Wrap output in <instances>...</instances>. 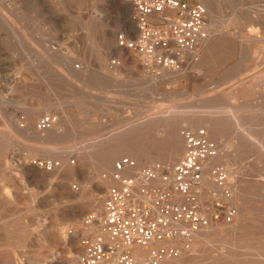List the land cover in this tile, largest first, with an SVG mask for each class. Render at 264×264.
I'll return each instance as SVG.
<instances>
[{
	"label": "rangeland",
	"instance_id": "rangeland-1",
	"mask_svg": "<svg viewBox=\"0 0 264 264\" xmlns=\"http://www.w3.org/2000/svg\"><path fill=\"white\" fill-rule=\"evenodd\" d=\"M128 2L132 4V0ZM248 6H244L245 9L250 8ZM254 7L259 15L264 14V1L256 3L253 9ZM0 12L6 14L8 22L18 30L12 32L6 27H0V128L8 125L14 132L7 152H3L0 157L2 164H0L2 168L0 169V202H2L0 203V264H20L21 261V264H71V261L82 252L79 235L83 230V220L87 214L95 211L87 209L79 219H70L69 212L79 202L65 198L58 189L57 182H49L46 174L47 171L50 172L51 167L41 166L46 162H50L51 165L53 160L60 162V158L51 152L52 147L73 148L79 154L89 151L93 156L94 148L101 141L114 140L130 128L148 122L154 123L155 127L151 139H158L159 126L153 119L159 113H155V107L164 105L163 107L166 108L179 106L185 109L192 105L200 107L205 103H215L220 96L228 93L226 91L245 83L244 79L247 82L264 73V23H260L257 30V38L260 36L258 40L261 41L249 43L251 47L249 56L241 52V43L235 38L237 32L245 37L247 33H242L231 26L221 29L220 32L223 34L218 32L217 37L215 35L219 39H230L229 49L222 48L217 53L218 56L209 55L204 47V44L211 39L209 27L212 18L208 12L207 41L198 46L197 54L192 52L186 54L188 56H185L184 64L179 71H175L176 74L170 78L159 79L161 70L148 66L138 54L129 52L139 56L143 61V68L135 67L130 61H123L115 51L102 47L98 37H91L88 27L91 21L96 25H107L109 30L114 31L112 38L114 48H118L116 42L118 34L124 33L129 36L118 27L121 18L120 0H0ZM133 12L132 5V18ZM232 12L231 8H222L220 14L228 18ZM259 44H263V49ZM66 56L74 59L75 67L79 70L76 79L64 77L67 74ZM252 73H255L253 77ZM253 90L255 91L250 97L252 100H231L235 105L244 106L240 114L245 116V121L241 126L243 129L240 130L248 136L245 141L248 151L246 161L253 163L255 167L253 170L248 164L251 171L248 172L250 176L248 175L247 178L252 179L244 182L246 186L251 185L250 197L237 195L232 190L233 203L226 200L220 192L212 191L204 197L207 203L201 202V207L207 214L216 212L217 201L236 209L237 216L234 222L226 223L222 214V218L213 225L218 226L221 233H225L236 223L242 225L243 230L240 233L244 238L220 234H213L209 238L211 243L223 247L234 256L232 264L264 262V252L253 249L264 240V98L261 93L263 91L258 87ZM41 100L46 102L49 100L53 105L54 109L50 114L58 120L57 122L62 120L65 110L70 117L67 127H62L63 133L58 143L46 142L44 146L40 145L27 129L26 109ZM142 107L150 112L139 114L138 109ZM44 115L48 117V113ZM41 120L42 116L36 119L35 129L39 127ZM185 128L190 129L187 126L183 127ZM234 132L235 130H231L221 136L219 142L228 145L233 143ZM41 134L46 135L45 132ZM183 154L184 150L175 158L173 164L178 162ZM27 155L29 157H26ZM257 155L262 156L260 160L256 159ZM123 157L129 156L123 154L115 160L114 165ZM36 161L40 169L30 170L34 169L33 163ZM71 161H76L78 165L77 177L73 182L74 190L80 182L90 184L88 186L93 188L98 176L106 175L105 171L98 172L96 163L92 159L85 162L86 165L74 155ZM156 163L160 162L156 160ZM219 164L232 178L235 177L227 166L223 163ZM151 165L153 163L149 162L144 166ZM244 171L246 168H243L242 172ZM113 185L115 184L109 187ZM230 186L231 183L228 184V187ZM93 193L99 196L104 194L98 189ZM107 193L105 191V196ZM17 196L20 197L15 200ZM4 197L5 199H2ZM16 227L19 228L18 231ZM20 233L24 234V237ZM175 242L182 244L181 241ZM207 248L205 246L203 250ZM65 257L68 259L64 262L62 259Z\"/></svg>",
	"mask_w": 264,
	"mask_h": 264
},
{
	"label": "bare ground",
	"instance_id": "bare-ground-1",
	"mask_svg": "<svg viewBox=\"0 0 264 264\" xmlns=\"http://www.w3.org/2000/svg\"><path fill=\"white\" fill-rule=\"evenodd\" d=\"M261 1H264V0H208L207 1V8H208L209 14L211 15L212 23H211L210 27L208 26L210 29V33H211V39L209 41L206 40L207 41L206 43L204 42L205 43L204 47H205V50L207 51V53L209 55L210 54L214 55V54H217L222 48H223V50H224V48L229 49V42L228 41L230 39L223 40V39L216 38L217 37L216 34L218 32H220L221 29L226 28V27L229 28L231 26V27H236L242 33L243 32L247 33V37H245V36H241L237 32V35L235 36V38L237 40H239L241 43V52L246 54L245 56H247V55L249 56L251 54V47L249 46V43L255 42L258 40V38L260 37L259 36L257 38L258 26L260 25V23H262V24L264 23V14L259 15L258 11H256L257 6H255L256 8L254 7V9H253V6L258 2L261 3ZM246 5H249L248 7H250V8L245 9L244 6H246ZM222 8H231V9H233V12L229 15L228 18H226V16L224 18V16H222L220 14ZM120 10H121V18L118 22V27L120 29L124 30L130 37L131 36L133 37L134 35H136L137 29H136L135 22L133 21V18L131 16L132 4L129 3L128 0H126V1L120 0ZM7 17L8 16L6 14H3L0 12V27H2V28L6 27L7 29H9L12 32L18 31L14 25H11L8 22ZM237 21L239 22V24H237ZM88 27H89L90 34L92 35L91 37L92 38H94V36L98 37L102 47H105V49L107 48V49H111L112 51H115V53H117L118 56L120 57V59H122L123 61H125V62L130 61L133 63V65L135 67L143 68V61L139 58V56H135L133 54H130L128 51L126 52L125 50L113 47L112 38L114 36V31L109 30L107 28V25H103V24L96 25V24H94L93 21H91L89 23ZM221 34H223V33H221ZM215 35H216V37H215ZM27 37H29V36H27ZM6 39H7V37H6ZM28 40H29V38H28ZM256 44H258V43H256ZM35 45H36V43H35ZM260 46H262V49H263V44ZM236 47H238V46H236ZM234 49L235 48H233V50ZM200 51H198V52H200ZM193 53L197 54V51H195ZM224 54H225V52H224ZM228 54H229V52H228ZM219 55H221V53ZM255 55L256 54H254V56ZM186 56H188V55H186ZM217 56H218V54H217ZM199 59H200V57H199ZM245 59H246V57H245ZM248 60H249V58H248ZM242 61H243V59H242ZM65 63H66L67 74L65 72L64 74H66V76H64V77L68 78V79H71V78L76 79L78 77V71L79 70H77V67H75L74 59L66 56L65 57ZM221 63H222V60H221ZM114 64H116V63H114ZM257 64H255V65H257ZM51 66H53V65H51ZM45 67H48V66H45ZM112 67H113V65H112ZM255 68H256V66H255ZM257 69H258V66H257ZM83 70H84V68H83ZM160 70H161V73L159 72L160 73L159 77H158L159 79L170 78L174 74H176L175 71L164 70V69H160ZM254 70L255 69L253 68V71ZM258 72H260V71H258ZM253 74H255V73H252V77H253ZM44 75L45 74H43V76ZM251 78H249V79H251ZM244 82L245 83L241 84L240 86H238V87L236 86L235 89H232L230 91H226L228 93L220 96V98L215 103H213V102H211V104L205 103L200 107L192 105V106L186 107L185 109L183 107H179V106H176V107L173 106V108L163 107L164 105L162 107L161 106L155 107L156 108L155 113H157V114L159 113V115H155L156 116L154 118L155 120L153 119V121H156L158 123V126H159L157 128L160 132L158 139H151V136H152L151 134L155 131L154 130L155 127L153 125L154 123L148 122V123H143L141 125L130 128L129 131H126L124 134H122L121 136H119L118 138H116L114 140L101 141V143L99 145H96V147L94 148L93 156L90 154L89 151H85L83 154H79L73 148L62 149V148L52 147L51 152L60 158V162L57 164L56 160L51 161L50 172L47 171V174H46L48 179H49V182L50 183L57 182V187L60 190L61 194L65 198H67L69 201L79 202V203H77L75 208H73L69 212L70 219H72V220L79 219L81 217V215L84 213V211L87 209L95 211V213H97L99 217L104 215L105 202H106V198H107V194L105 196V191L107 193L108 192L107 189L109 188V186L111 184L116 183L112 179V173L114 172V162L118 157L122 156L123 154H126L127 156L135 159L137 161V163L139 164V167H141V168L145 167L144 165H147L149 162L155 164L156 160H158L164 166L165 169H171L173 162L175 161V158L179 157L181 155L182 151L185 149V141L181 135V128L183 130V127H186V126L190 127V129H192V130H197L198 128L203 126V127H205V129L208 130L211 139H213L218 144L219 153H220V155L217 159L210 161L209 168L216 165V164L223 163L225 166L228 167L229 172H232L235 176V177L233 176L234 178H232V176H230L228 174V177H229L228 182H229V184L231 183V186H230V187H232L231 189L235 193H237V195H241L244 197L245 196L250 197L251 193H250L249 188L251 185L246 186V185H244V182L248 181V179H252L250 177L247 178V176L249 175L248 172L251 171L248 164L250 165L251 168H253V170L255 169V167H254L253 163L246 161L247 160L246 154L248 151L246 150L247 143L245 141L248 139V136H247V134L243 133V130H240L242 128L241 126L243 125V123L245 121V116L240 114V113H242L241 111L243 110L244 106L235 105V104L231 103V100L243 99L244 101H249L251 99L250 97L252 95V92L255 91L253 89L256 87H258L260 89V91H263L261 93H262V96L264 98V73L258 75L254 79H251L250 81H247V82L244 79ZM49 87H50V85H49ZM80 90H81V88H80ZM236 103H238V102H236ZM26 105H28V104H26ZM59 107H62V106L59 105ZM53 109H54V107H53V105H51L49 103V100H48V102L41 100L36 105H34V104L30 105L26 109L25 120L28 122V128L27 129L29 130L33 139L35 141H37L40 145H43L46 142H55V143L60 142L59 138L61 137V134L63 133L62 127L63 126L67 127V125L69 124L70 117L66 113V110L63 112V116L61 117L62 120L60 119L61 121L57 122L58 120L56 118H54L53 115L50 114L53 111ZM143 112H150V111L144 110L143 107L138 109L139 114H141ZM45 113L46 114L48 113V117L53 119L51 127L48 129H42V128L37 127V129H35L34 123H35L36 119L41 117V116H42V118H46V115H44ZM38 122H39V120H38ZM10 124H11V122H10ZM12 125H14V124H12ZM244 126H246V125H244ZM256 128H258V127H256ZM231 130H235V132H234L235 140L233 141V143H231L229 145L227 143H224V144L220 143L219 142L220 137L227 134ZM12 132H13L12 129L8 125H4V128H0V157L2 156V153L5 152L6 150H8V148H9L10 139H13V133L14 132L13 133ZM43 132H45L46 135H42L41 133H43ZM258 138H260V137H258ZM258 143H259V141H258ZM250 154H248V155H250ZM74 155H77L78 158L81 161H83L84 163L87 161H90L91 159H92V161L94 160L96 163V167H97L98 172L99 171H105L106 175L98 176L96 183H95V186L93 188L88 186L90 184L87 185L84 182H80L79 185L75 186V190L73 189V182L77 177L76 174H77V169H78V165L76 164V161H71V158ZM26 157H29V155H27ZM261 157H262L261 155H257L256 159L260 160ZM22 164H24V162H22ZM85 164L87 165V163H85ZM257 167H259V165ZM24 168H25V165H24ZM33 168L34 169H30V170L33 171L35 169H40V167L37 165V161L35 163H33ZM243 168H246V171L242 172ZM0 169H2V168H0ZM25 172H26V170H25ZM13 174H15V173H13ZM13 177H15V176H13ZM255 179H257V178H255ZM253 180H251V181H253ZM155 184L161 185V183L159 181H156ZM5 187H7V185ZM252 188H253V186H252ZM96 189H98L100 192H103L104 194L101 196L95 195L93 192ZM201 189H202L203 199H204V197L208 196L212 191H218L220 193L222 192V190L215 184L213 176L211 175L209 170L205 174V178L201 184ZM19 197L17 196L15 198V200L16 199L18 200ZM36 198L37 197H35V199ZM2 199H5V197ZM203 199H202V202H204L206 204L207 202L205 201V199L204 200ZM245 201L246 200H244V202ZM232 202H233V200H232ZM0 203H2V202H0ZM4 203H6V202H4ZM15 213L16 212H14V214ZM16 222H14V223L16 224ZM17 226H19V223ZM22 226H24V225H22ZM16 228H14V230L16 229L18 231L19 228L18 227H16ZM9 229H11V228L9 227ZM241 230H243L242 225H238L237 223L234 225H231V227H229V229H227L225 233H221L222 231L220 232V228L216 225H213V224L210 225L209 227L202 228L200 231L191 234V237L188 240L189 245H187V244L184 245V244H181L178 242H173V245L175 244L179 248L180 253L176 257L167 258L166 260H164L162 262V264H232V261H234V259H235L234 256L232 254H230V252L226 251L223 247H219V246H216L213 243H211L209 241V238L213 234L225 235L227 237H240L241 236V238H244V237H242V234L240 233ZM20 235H21V233H20ZM23 235L24 234H22L21 236H23ZM76 238H78V237H76ZM12 241H14V240H12ZM15 241L17 242L16 239H15ZM74 241H75V239H74ZM16 242H15V244H16ZM241 242H242V240H241ZM74 243H72V244H74ZM165 244H167V243L164 242V243H160L159 245H165ZM205 246L208 248L203 250ZM253 249H255L257 252H264V240L259 242V244ZM67 259L68 258L65 257L62 260L65 262V261H67ZM242 259H245V258H242ZM21 262H20V264H21ZM244 264H246V263H244ZM250 264H252V263H250ZM259 264H264V262L259 263Z\"/></svg>",
	"mask_w": 264,
	"mask_h": 264
},
{
	"label": "built area",
	"instance_id": "built-area-1",
	"mask_svg": "<svg viewBox=\"0 0 264 264\" xmlns=\"http://www.w3.org/2000/svg\"><path fill=\"white\" fill-rule=\"evenodd\" d=\"M207 1L132 0L137 33L132 38L118 34L117 47L138 54L151 68L178 71L186 54L209 38ZM52 121L42 118L39 128H50ZM181 135L184 154L171 169L161 163L141 168L131 157L115 163L116 183L108 189L104 215L91 212L84 217L82 252L71 264H162L179 255L173 242L188 244L192 233L219 221L222 214L226 223L234 222L237 211L231 206L214 201L212 214L201 207V184L208 170L222 196L233 200L228 171L220 164L209 168L220 155L217 143L205 128H185ZM41 166L51 167L50 162Z\"/></svg>",
	"mask_w": 264,
	"mask_h": 264
}]
</instances>
